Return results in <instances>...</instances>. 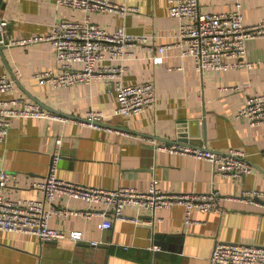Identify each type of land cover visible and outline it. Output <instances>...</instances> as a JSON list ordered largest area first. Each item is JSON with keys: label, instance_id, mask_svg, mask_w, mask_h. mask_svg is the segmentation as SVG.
Segmentation results:
<instances>
[{"label": "crops", "instance_id": "0c3cea01", "mask_svg": "<svg viewBox=\"0 0 264 264\" xmlns=\"http://www.w3.org/2000/svg\"><path fill=\"white\" fill-rule=\"evenodd\" d=\"M109 1L126 10L92 13L95 24L109 32L124 27L148 39L129 46L117 61L125 66L124 83L155 84V102L138 114L114 115L117 94L102 80L68 87L38 80L44 72H59L52 42L45 38L57 22L83 20L82 11L47 0H3L0 17L8 20L11 39L42 38L27 46H0V76L7 74L15 81L6 97L75 118L95 109L110 116L108 125L127 132L48 119H13L9 135L0 143V174L6 171L19 179L7 189L8 195L43 199L32 183L45 180L59 156L61 179L96 188L147 191L157 179L168 193L217 190L233 197L258 190L260 196L254 201L222 200L220 211L194 210L191 223L185 220L183 205L155 212L129 206L126 215L138 221H113L110 229L101 227L103 216L88 220L54 214L52 227L82 231L83 241H41L33 234L0 229V264H211L217 242L264 244V125L252 127L237 118L249 97L264 94V38L246 42L245 60L252 67L202 75L193 58L183 56L182 45L169 50L162 62L154 61L159 46L179 41L180 22L171 16L169 0ZM200 4L202 11L211 13L238 9L246 24L264 18V0H200ZM182 132L187 133V143L216 152L243 150L252 172L236 181L217 175L208 161L157 149L178 142ZM63 201L74 209H104L79 199Z\"/></svg>", "mask_w": 264, "mask_h": 264}, {"label": "built area", "instance_id": "2783aa9c", "mask_svg": "<svg viewBox=\"0 0 264 264\" xmlns=\"http://www.w3.org/2000/svg\"><path fill=\"white\" fill-rule=\"evenodd\" d=\"M47 1L80 10L85 17L81 21L63 20L53 26L52 33L45 39L52 42L59 72H44L37 76L38 80L58 87L88 85L96 80H102L110 92L117 94L118 106L114 115L138 114L151 107L156 100L155 84L153 82L124 83L121 78L125 66L117 62L124 58L129 46L139 41L147 42L148 39L134 36L126 32L124 27L109 32L92 20V13L119 12L126 8L114 6L109 0ZM169 3L171 16L180 22L179 41L177 44L159 46L157 55L153 56L156 63L162 62L169 50L182 45L183 56H191L196 70L202 75L209 71L252 67V63L245 60L246 42L264 38V18L260 22L246 24L243 14L238 9L211 13L202 11L200 0H169ZM8 26V20L0 17V46H27L42 39H11ZM14 85V79L7 74L0 76V143L9 135L12 120L15 118L74 122L80 126L127 133L108 125L110 116L95 109L88 110L84 116L75 118L48 111L38 103L6 97L11 93ZM237 118L247 120L252 127L264 125V94L249 97L246 105L238 112ZM153 142L156 144L155 140ZM156 147L160 151L208 161L214 164L217 175L232 180H240L252 172V164L241 149L216 152L204 145L180 141ZM60 159L59 156H55L45 180L32 183V188L43 193V199L11 197L7 189L19 183L18 176L6 171L0 174V229L33 234L41 241L68 239L79 243L84 239L82 231L65 232L50 225V219L54 214L65 218L81 216L88 220L95 216H103L101 227L110 229L113 221H138V218L126 215L125 210L129 206L155 212L159 209L183 205L186 209L185 220L191 223L194 210L220 211L222 200L254 201L260 196L258 190H244L239 196L233 197L223 196L217 190L209 193H168L160 189L157 179L152 181L147 191H139L131 187H121L116 190L96 188L61 179L58 176ZM66 198L101 204L104 209L70 208L63 203ZM98 244L92 242V245ZM154 248L158 249L157 246ZM211 264H264V244L217 242L212 252Z\"/></svg>", "mask_w": 264, "mask_h": 264}, {"label": "water", "instance_id": "95a60500", "mask_svg": "<svg viewBox=\"0 0 264 264\" xmlns=\"http://www.w3.org/2000/svg\"><path fill=\"white\" fill-rule=\"evenodd\" d=\"M4 6H5V3L3 2V0H0V8H4ZM180 137H181V138H179V141L180 142H184V143H187L188 142L187 138H185V137H187V133L182 132L180 134Z\"/></svg>", "mask_w": 264, "mask_h": 264}]
</instances>
